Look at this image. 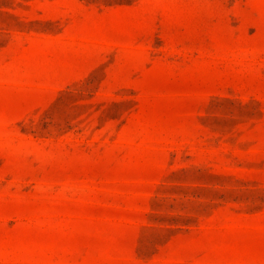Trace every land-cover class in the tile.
Here are the masks:
<instances>
[{
  "label": "rangeland",
  "instance_id": "obj_1",
  "mask_svg": "<svg viewBox=\"0 0 264 264\" xmlns=\"http://www.w3.org/2000/svg\"><path fill=\"white\" fill-rule=\"evenodd\" d=\"M0 264H264V0H0Z\"/></svg>",
  "mask_w": 264,
  "mask_h": 264
}]
</instances>
